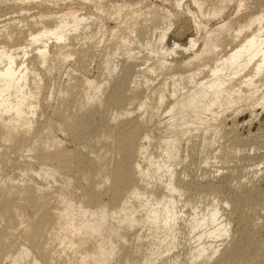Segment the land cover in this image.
I'll use <instances>...</instances> for the list:
<instances>
[{"label":"bare ground","instance_id":"obj_1","mask_svg":"<svg viewBox=\"0 0 264 264\" xmlns=\"http://www.w3.org/2000/svg\"><path fill=\"white\" fill-rule=\"evenodd\" d=\"M163 1L0 0V264H182L181 239L190 264H264V146L243 179L220 165L227 124L263 127L264 0ZM181 12L196 37L167 46Z\"/></svg>","mask_w":264,"mask_h":264},{"label":"rangeland","instance_id":"obj_2","mask_svg":"<svg viewBox=\"0 0 264 264\" xmlns=\"http://www.w3.org/2000/svg\"><path fill=\"white\" fill-rule=\"evenodd\" d=\"M149 3L155 4V5L161 6V7L165 6L167 9H171V5L169 4V2H165L163 0H149ZM4 8L0 12V24L2 22H5V21L11 19V18L20 16V15H18L16 13H12L10 10H8L6 8L4 10ZM28 12H23V14H25V13L32 14V13L36 12V10L35 9H30ZM228 13H231V11L229 10ZM215 23H216V21H211L209 23V25H211V27H212V26H214ZM110 25H112V23H110ZM194 31L195 30L193 28V24H192L191 20L187 17V15H185V14H183V12H181V14L179 15V17L175 19L174 26H173L172 30L170 31V33H169L168 39L166 41L167 46L168 45L169 46L172 45L173 42H177V43L183 44V45L186 44L187 41H188V39L191 36L196 37V35L194 34L195 33ZM188 54L189 53L183 54V57L187 56ZM141 57H142V55H141ZM176 57L177 58H181L182 56L181 55H177ZM137 60L138 61H136V63L139 64V65L142 64V61L144 63V59H137ZM97 61H98V59H94V62H92L90 64L89 63L86 64L87 68H85V69H87L88 71L87 70L85 71L84 69L83 70L80 69V70H78V72L76 71L74 75H76L78 77H82L86 72H87L86 74H88V75L89 74L91 76L94 75L96 73L95 65H96V62ZM72 63L73 62H71L68 65L64 66V68H61L60 72L57 73V75H55V77L57 76L55 78L56 81H57V82H55V84L59 85V83L61 84V83H64L66 81V79L68 77L67 76L68 71L72 68V66H74V63L73 64ZM160 80H162V77L161 76L159 78H157V80L153 84L154 85L157 84ZM50 82H51V80L49 81V83ZM55 102H56V100L55 101L54 100H51L49 102L50 103L49 105H51L52 107L51 106L50 107L48 106V107H46V110H45L46 113L48 114V116L45 113L42 117H44L46 115L47 118H52V119L55 118V115L52 114L53 111H51V110H53L52 108H54V105L57 104V102L56 103ZM48 111H49V113H48ZM50 112H51L52 115L50 114ZM49 116H51V117H49ZM45 117L42 118V119L44 120ZM230 120H231V117H229V114H227V122L226 123H229ZM260 122L263 124L262 130L257 131V127L255 126V127L251 128V130L249 132L250 133L249 136H248L247 128L246 129H243V130H239V129H241L240 128V126H241L240 124H238V125L235 126V129H238V131H235L234 133H232V130H231L232 129L231 123L227 124L226 126L224 124H222V126H225V130L223 131V133H225V134L228 133V136H227L228 139H231V140L234 139V141L237 142V143H239V144L244 143V144L241 145L242 146L241 147V151L239 153H237V159H235L234 161H230V162L229 161L221 160L222 163L220 165L222 167H224L222 170H224L225 173H228L229 172L230 174H232V176H235V179H238L239 176H240V179H243L241 177L242 175H245L247 172H250L251 173L252 170L256 169V167H258L259 165H261V164H258V165H255V166H250L249 164L251 162L248 161V160H246L244 158L245 157V154H247V152L250 150V148H252L254 146H264V113H263L262 118H260ZM242 131H244L242 136L236 134L237 132H242ZM58 137L60 139H62L63 142H64V139H63L64 135L62 133H59ZM224 140H226V138ZM253 143H255L254 146H253ZM63 144H65L68 148H72L73 147V144H72V142L70 140H67ZM8 155H9V160H8V163H7V170L10 171V172L13 171V173L18 174L19 173L18 172V167H19L20 164L23 163L24 159L21 158V157L18 158V156L14 155L13 153L12 154H8ZM194 157H195L194 158V161H196V162L195 163H191V162L188 163L187 162V166H188V168L190 170L191 178H193V179H199L200 180L201 179L199 177L200 171L198 170V165H199V163H198V155L195 153ZM14 162H17V163L19 162V164H17V163L15 164ZM220 165H217V166H220ZM211 170L213 171V170H215V168L214 169L212 168ZM194 197H192V195L189 194L188 199H192ZM261 197H262L261 199L264 200V192H263V194H262ZM205 199H206V201H209L210 200V197H206ZM255 201H257V199H255ZM230 210H231V206H228V211H230ZM262 215H264V211L262 212ZM185 231H186V229H185ZM263 234H264V232L261 230V232L259 231V235L258 236L260 238H262V236H264ZM183 236H185V235H183ZM243 239L244 238L241 237L242 242H243ZM181 242L183 244L180 245L179 252H178V249H176L175 252L176 251L178 252L179 261H181L183 259L181 261L182 264H185V263L186 264H190L189 261L186 262V260H185L186 251L189 248V246H188L189 244H187V242L185 241V239H181ZM135 256H137V255H135ZM213 260H215V259H213ZM213 260H211L209 263H206V264H215L216 262H214Z\"/></svg>","mask_w":264,"mask_h":264}]
</instances>
